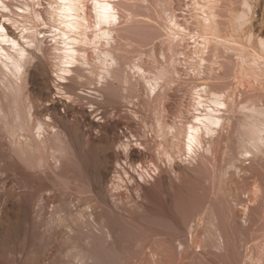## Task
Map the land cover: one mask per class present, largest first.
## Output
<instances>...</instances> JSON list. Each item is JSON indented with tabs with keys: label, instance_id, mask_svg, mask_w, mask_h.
Here are the masks:
<instances>
[{
	"label": "rangeland",
	"instance_id": "rangeland-1",
	"mask_svg": "<svg viewBox=\"0 0 264 264\" xmlns=\"http://www.w3.org/2000/svg\"><path fill=\"white\" fill-rule=\"evenodd\" d=\"M195 1L0 0V264H190V254L200 251L214 258L199 257L191 264H264V93L256 90L264 89V53L260 57L255 52L256 56L250 47L245 50L253 57L230 51L229 62L235 65L223 56L224 61L212 58L209 44L201 40L204 33L195 25L197 19H206L208 7ZM222 1L232 9L243 8V0ZM4 24L14 29V38ZM230 42L219 44L228 48ZM242 56L248 57L247 63ZM36 63L40 76L32 85L29 71ZM44 72L53 82L51 97L43 94L39 83ZM223 75L226 81H221ZM217 77L221 82L216 85ZM251 79L257 81L248 85ZM215 89L223 102L231 96L233 107L241 102L245 107L230 110L228 100L231 108L210 110L207 105L215 100ZM56 95L66 96L75 107L91 108L99 122L88 126L78 110L63 109L65 116L62 109L42 111ZM232 99L243 101L234 104ZM202 104L208 108L198 106ZM110 122L116 126L107 130ZM78 128L85 133L83 148L82 143L79 148L71 144ZM90 135L99 140L92 142ZM132 148L142 152L140 159L129 157ZM175 162L183 163L188 172L176 173ZM195 166L199 172L194 176ZM99 169H108L105 178ZM161 175L169 178L164 188ZM94 181L102 182L103 195ZM8 199L16 206L9 216L2 209ZM146 256L153 260L146 262Z\"/></svg>",
	"mask_w": 264,
	"mask_h": 264
},
{
	"label": "bare ground",
	"instance_id": "bare-ground-1",
	"mask_svg": "<svg viewBox=\"0 0 264 264\" xmlns=\"http://www.w3.org/2000/svg\"><path fill=\"white\" fill-rule=\"evenodd\" d=\"M80 1V0H79ZM163 1V0H162ZM169 1V0H168ZM199 1H201V4L202 5H204V8L205 7H208V10H206V8H205V10L207 11V14H206V11H205V14L207 15V16H205V20H201V19H197V22H195V25H196V27L200 30V31H202V34L204 35V36H202V43H206V45H208L207 47H206V49H207V51H211L210 53L211 54H209V55H212V58L213 57H215V59H217V58H221L222 56L225 58V59H227V62L228 63H230L231 61H232V54L233 53H231L230 51H235V52H238V51H241V55L242 54H244L245 52L247 53H245L247 56H250V57H253L252 56V54H251V52H253L254 53V55H256L255 54V52H257V53H264V0H243V1H241L242 2V6H243V8L241 7V5H240V7H241V9H232V7H231V4L229 5V4H227V3H229V2H224L223 3V1L222 0H199ZM231 1V0H230ZM233 1V0H232ZM235 1V0H234ZM239 1V0H238ZM193 2V1H192ZM196 3L195 4H197L198 3V0L197 1H195ZM237 2V1H236ZM84 3V2H83ZM104 3V2H103ZM170 3V2H169ZM77 4V3H76ZM200 4V5H201ZM252 4H254L253 5V7H252ZM199 5V4H198ZM198 5H197V9L199 10V8L201 7L202 8V6H199L198 7ZM67 6V5H66ZM76 6V5H75ZM78 6V5H77ZM76 6V7H77ZM84 6V5H83ZM82 6V7H83ZM166 6V5H165ZM249 7L250 9L247 11L245 8L246 7ZM111 7V6H110ZM180 7V6H179ZM184 7V6H183ZM236 7V6H235ZM247 7V8H248ZM72 8V7H71ZM166 8V7H165ZM181 8V7H180ZM196 8V7H195ZM252 8V9H251ZM77 9V8H76ZM79 10H81V8L79 9ZM78 10V11H79ZM172 10V9H171ZM193 11V10H192ZM195 11V10H194ZM204 11H201V14H203L204 13ZM71 12H72V10H71ZM173 12V11H172ZM196 12H197V10H196ZM198 12H200V11H198ZM73 13H75V12H73ZM79 13H81V12H79ZM84 13V12H83ZM104 13V12H103ZM194 14H197V13H194ZM200 14V13H199ZM199 14L197 15V16H199ZM65 15V14H64ZM71 15H73V14H71ZM75 15V14H74ZM73 15V16H74ZM95 15V14H94ZM68 16V15H67ZM77 16V15H76ZM81 16V15H80ZM83 16V15H82ZM110 16V15H109ZM188 16L190 17L191 15H189L188 14ZM194 16H196V15H194ZM193 16V17H194ZM196 16V17H197ZM202 16V15H201ZM200 16V17H201ZM222 16V17H221ZM247 16H249L248 17V23L245 25V26H243L244 24H245V22H246V18H247ZM70 17V16H69ZM78 17H79V15H78ZM85 17H86V15H85ZM88 17V16H87ZM181 17V16H180ZM195 17V18H196ZM199 17V18H200ZM202 17H204V15L202 16ZM81 18V17H80ZM65 19H67V18H65ZM73 19V18H72ZM89 19V18H88ZM174 19H176V18H174ZM188 19V18H187ZM74 20V19H73ZM85 20H86V18H85ZM178 20V19H177ZM67 21V20H66ZM181 21V20H180ZM179 21V23H181ZM191 21V20H190ZM189 21V22H190ZM193 21V20H192ZM79 21H77V23H78ZM188 22V23H189ZM81 23V22H80ZM79 23V24H80ZM83 23V22H82ZM81 23V24H82ZM88 22H86V24H87ZM187 23V24H188ZM193 23V22H192ZM9 24V23H8ZM176 24H178V22L176 23ZM11 25V24H10ZM65 25V24H64ZM88 25V24H87ZM179 25V24H178ZM186 25V24H185ZM191 25V24H190ZM180 26V25H179ZM79 27V26H78ZM85 27V26H84ZM241 27H242V29H241ZM82 28V27H81ZM86 28H87V26H86ZM190 28V27H189ZM227 28H229V30L227 29ZM4 29H5V32L6 33H8L9 34V36H13V38L15 37V31H14V29H12L9 25H7V24H4ZM65 29V28H64ZM84 29V28H83ZM163 29V28H162ZM178 29V28H177ZM215 29H216V31H215ZM71 30V29H70ZM85 30V29H84ZM174 30V29H173ZM189 30V29H188ZM80 31V30H79ZM185 31H186V29H185ZM191 31V30H190ZM91 32V31H90ZM189 32V31H188ZM199 32V31H198ZM221 32V33H220ZM66 33V32H65ZM70 33V32H69ZM77 33H79V32H77ZM81 33V32H80ZM192 33V32H191ZM195 33V32H194ZM223 33V34H222ZM86 34H87V32H86ZM92 34V33H91ZM171 34V33H170ZM196 34H198V33H196ZM199 34H201V33H199ZM78 35V34H77ZM6 36V35H5ZM70 36V35H69ZM215 36H217V38H219L218 39V43H214V41H215V39H217V38H215ZM219 36V37H218ZM10 37V38H11ZM74 37H75V34H74ZM88 37V36H87ZM86 37V38H87ZM91 37H92V35H91ZM88 38H90V37H88ZM87 38V39H88ZM174 38V37H173ZM223 38H224V40L228 43V42H230V43H232L231 45H230V47H229V44H226V45H228V48H224V47H221V45H222V42H224V40H223ZM229 38L230 39V41H227V39ZM17 39V38H16ZM75 39V38H74ZM77 39V38H76ZM164 39V38H163ZM177 39V38H176ZM181 39V38H180ZM195 39V38H194ZM83 40V39H82ZM89 40V39H88ZM200 39H199V41H201ZM71 41V40H70ZM176 41V40H175ZM198 41V40H197ZM79 42V41H78ZM82 42V41H81ZM192 42V41H191ZM219 42H221V45L219 44ZM80 43V42H79ZM187 44V43H186ZM218 44H219V46H218ZM223 44H225V43H223ZM80 45V44H79ZM84 45V44H83ZM175 45V44H174ZM226 45H224V46H226ZM160 46V45H159ZM185 46V45H184ZM189 46V45H188ZM197 46V45H196ZM76 47V46H75ZM78 47V46H77ZM81 47V46H80ZM164 47V46H163ZM169 47V46H168ZM179 47V46H178ZM186 47V46H185ZM251 48V50L249 49V52L250 53H248L247 51V48ZM79 48V47H78ZM82 48V47H81ZM101 48V47H100ZM156 49V48H155ZM163 49V48H162ZM175 49V48H174ZM187 49V48H186ZM191 49V48H190ZM200 49V48H199ZM206 49H205V51H206ZM247 51H246V50ZM164 50H165V48H164ZM167 50V49H166ZM78 51V50H77ZM82 51V50H81ZM183 51V50H182ZM205 51H202L201 50V54H199L202 58H203V54H204V52ZM206 51V52H207ZM163 52V51H162ZM172 52V51H171ZM170 52V53H171ZM177 52V51H176ZM242 52H244V53H242ZM79 53H80V51H79ZM85 53H86V51H85ZM155 53H157V52H155ZM168 53V52H167ZM199 53V52H198ZM229 53H231L230 55H232V56H230V58L229 59H231V61L229 62V59H228V55H229ZM240 53V52H239ZM81 54V53H80ZM159 54V53H158ZM175 54H177V53H175ZM244 54V55H245ZM262 54H260L261 56L260 57H262L263 55ZM166 55V54H165ZM172 55V54H171ZM206 55V54H205ZM208 55V54H207ZM71 56V55H70ZM69 56V57H70ZM90 56V55H89ZM176 56V55H175ZM185 56V55H184ZM238 56H240V55H238ZM256 56H259L258 54L256 55ZM255 56V57H256ZM94 57V56H93ZM168 57V56H167ZM177 57V56H176ZM175 57V58H176ZM192 57V56H191ZM205 57H207V56H204V58ZM223 57L221 58V59H223ZM243 58H244V56H242ZM254 57V58H255ZM88 58V57H87ZM209 58L210 57H207L206 59H208V61H209ZM212 58L210 59V61L212 62ZM239 58V57H238ZM248 57H246L245 56V62H246V59H247ZM264 58V57H263ZM72 59V58H71ZM85 59V58H84ZM170 59V58H169ZM168 59V60H169ZM215 59H213V61H215ZM221 59H220V61H221ZM250 59V58H249ZM204 60V59H203ZM174 61H175V59H174ZM173 61V62H174ZM181 61H182V59H181ZM217 61H218V59H217ZM223 61H224V59H223ZM236 61H237V59H236ZM262 61H263V59H262ZM77 62V61H76ZM79 62V61H78ZM159 62V61H158ZM207 62V61H206ZM211 62H209V63H211ZM216 62V61H215ZM40 63V62H39ZM88 63V62H87ZM183 63V62H182ZM220 63V62H219ZM227 63V64H228ZM232 63V62H231ZM236 63V62H235ZM235 63H232L233 65H235ZM239 63V62H238ZM247 63V62H246ZM245 63V64H246ZM252 63H254V61L252 62ZM262 63H264V62H262ZM175 64V63H174ZM237 64V63H236ZM257 64V63H256ZM36 65H39L38 63H36L35 64V68H33V69H31L29 72V75H30V83L32 84V85H34L37 81H38V78H39V76H38V74L36 73ZM74 65V64H73ZM213 65V64H212ZM222 65V64H221ZM223 65H226V62L225 63H223ZM231 65V64H230ZM230 65H228V66H230ZM76 66V65H75ZM78 66V65H77ZM167 66V65H166ZM184 66V65H183ZM199 66V65H198ZM208 66V65H207ZM220 66V65H219ZM232 66V65H231ZM230 66V67H231ZM238 66V65H237ZM254 66V65H253ZM39 67V66H38ZM37 67V68H38ZM44 67V66H43ZM201 67V66H200ZM203 67H204V65H203ZM224 67V66H223ZM230 67H229V69H230ZM239 67V66H238ZM242 67V66H241ZM244 67V66H243ZM246 67V66H245ZM245 67H244V69H245ZM262 66H260V68H261ZM209 68L210 69H212L210 66L208 67V70H209ZM228 68V67H227ZM226 68V69H227ZM236 68L237 67H235V71H236ZM252 68V67H251ZM254 68H256L255 66H254ZM259 68V67H258ZM42 69V68H41ZM40 69V70H41ZM66 69V68H65ZM78 69V68H77ZM89 69V68H88ZM166 69V68H165ZM216 69V68H215ZM221 69V68H220ZM224 69H225V67H224ZM39 70V69H38ZM70 71L71 70H73V69H69ZM161 70V69H160ZM196 70V69H195ZM203 70H205V69H203ZM240 70V69H239ZM248 70V69H247ZM246 69H245V71H247ZM42 71H44V70H42ZM67 71V70H66ZM183 71H184V69H183ZM197 71V70H196ZM206 71H207V69H206ZM209 71H211V70H209ZM208 71V72H209ZM229 71V70H228ZM258 71V70H257ZM72 72V71H71ZM74 72V71H73ZM213 72H214V69L212 70V74H213ZM217 71H215V73H216ZM218 72H220V70L218 71ZM232 71H230L228 74H230ZM242 72H243V70H242ZM42 73V72H41ZM76 73V72H75ZM205 73V72H204ZM215 73H214V75H215ZM224 73V71L222 72V73H220L219 75H221V74H223ZM244 73V72H243ZM259 73V72H258ZM64 74V73H63ZM190 74V73H189ZM218 74V73H217ZM216 74V75H217ZM225 74H226V72H225ZM236 74H237V71H236ZM249 74V73H248ZM255 74V73H254ZM193 75V74H192ZM208 75V74H207ZM216 75H215V77H216ZM250 75V74H249ZM251 75H253V74H251ZM257 75V74H256ZM262 75V74H261ZM76 76V75H75ZM179 76H181V75H179ZM186 76V75H185ZM199 76V75H198ZM227 76V75H226ZM226 76H222L221 78H222V80L221 81H223L224 79H223V77H225V78H228V76L226 77ZM244 76H245V74H244ZM247 76V75H246ZM54 77V76H53ZM52 77V79L54 80V78ZM72 77H74V76H72ZM79 77V76H78ZM200 77V76H199ZM198 77V78H199ZM204 77V76H203ZM209 77V76H208ZM211 77V76H210ZM214 77V76H213ZM212 77V78H213ZM231 77H233L232 76V73L230 74V78ZM238 77V76H237ZM250 77V76H249ZM248 77V78H249ZM254 77H255V75H254ZM253 77V78H254ZM51 77H50V75H48V73L47 72H44L42 75H41V77H40V79H39V83H42L41 85H43V94L45 95V96H48V97H51L52 95V93H53V87H52V85H53V82H52V85H51V79H50ZM77 78V77H76ZM166 78V77H165ZM205 78V77H204ZM242 78H244V77H242ZM62 79V78H61ZM65 79V78H64ZM208 79V78H207ZM217 79L219 80V78L217 77ZM246 79V78H245ZM250 79V78H249ZM67 80H68V78H67ZM182 80V79H181ZM213 80V79H212ZM212 80H211V82H212ZM228 80V79H227ZM230 80V79H229ZM237 80V79H236ZM252 80V79H251ZM260 80V79H259ZM186 81V80H185ZM192 81V80H191ZM190 81V82H191ZM203 81H205L204 79H203ZM202 81V82H203ZM220 80L218 81V83H215L216 85L217 84H219L220 82H221ZM224 81H226V80H224ZM252 81H253V83H252ZM251 82H250V80H249V84L248 85H250V84H254V79L252 80ZM257 81V80H256ZM255 81V82H256ZM77 82V81H76ZM196 82V81H195ZM198 82H201V81H198ZM201 82V83H202ZM206 82V81H205ZM210 82V83H211ZM244 82V81H243ZM262 82V81H261ZM38 83V82H37ZM70 83V82H69ZM69 83H68V85L67 86H69ZM194 83V82H193ZM209 83V82H208ZM223 83V82H222ZM226 82H224V84H225ZM240 83V82H239ZM61 84H63L62 82H61ZM61 84H60V87H61ZM72 84V83H71ZM190 84H192V83H190ZM198 84V83H197ZM200 84V83H199ZM203 84V83H202ZM201 84V85H202ZM205 84V83H204ZM212 84H213V82H212ZM214 84V85H215ZM244 84V83H243ZM255 84H257V83H255ZM262 84V83H261ZM65 86L64 87H66V83L64 84ZM178 85V84H177ZM200 85V86H201ZM262 85H264V84H262ZM56 86L57 87H59L57 84H56ZM63 86V85H62ZM195 86V85H194ZM198 86V85H197ZM204 86V85H203ZM220 86V88L222 87V85L220 84L219 85ZM218 86V87H219ZM227 86V85H226ZM230 86V85H229ZM228 86V87H229ZM240 86H242V85H240ZM252 86V85H251ZM55 87V86H54ZM72 87V86H71ZM196 87V86H195ZM206 87V86H205ZM205 87H204V89H205ZM211 87V86H210ZM231 87V86H230ZM245 87H247V86H245ZM254 87V86H253ZM262 87V86H261ZM56 88V87H55ZM67 88V87H66ZM65 88V89H66ZM74 88H75V86H74ZM77 88V87H76ZM75 88V89H76ZM198 88V87H197ZM212 88H214V86L212 87ZM215 88L217 89V86H215ZM219 88V89H220ZM224 88V87H223ZM244 88V87H243ZM248 88V87H247ZM254 88H256V86L254 87ZM63 89V88H62ZM68 89V88H67ZM70 89V88H69ZM73 89V88H72ZM72 89H70V91L69 92H72L71 90ZM78 89V88H77ZM211 89V88H210ZM213 90L212 92L214 93V91H216L217 92V94H219L218 93V91H220V92H222L221 91V89L219 90V89H217V90ZM225 89V88H224ZM224 89H222L223 90V93H224ZM228 89V88H227ZM237 89V88H236ZM260 89V88H259ZM259 89H257L256 88V90H257V92H262L261 90H263V93H264V89H260V91H258ZM64 90V89H63ZM235 90V89H234ZM232 91L231 90V92L230 93H232V92H235V91ZM251 90H253V89H251ZM75 92H76V90H74ZM209 91V90H208ZM207 91V92H208ZM230 91V90H229ZM33 92V91H32ZM64 92H67V91H64ZM215 92V93H216ZM244 92V91H243ZM255 91L253 90V94H255V93H257V92H255ZM60 93V92H59ZM68 93V92H67ZM66 93V94H67ZM209 93H211V92H209ZM213 94V97L215 98V100L214 101H212V105H211V107H210V103H209V105H207V106H209V109L211 110V109H213L214 107H216V109L218 108V107H229L228 105L230 104V106H232L231 105V103H230V98H231V96L230 95H228L227 93H229V92H227L226 94H227V97H229L230 96V98H228V100H225L226 102H223V98L219 95H217V94ZM222 93V94H223ZM229 93V94H230ZM245 93H247L248 94V92L246 91ZM245 93H241V96L243 95V97L246 95ZM250 93V92H249ZM258 93V94H259ZM263 93H261V96L263 95ZM63 94V93H62ZM74 94H77V93H74ZM193 94V93H192ZM221 94V95H222ZM239 94V93H238ZM245 94V95H244ZM252 93H250L249 94V96L251 95ZM257 94V97L259 96ZM51 95V96H50ZM60 95V94H59ZM65 95V94H64ZM209 95V94H208ZM236 93H235V96H234V98H236ZM256 95V94H255ZM55 96V95H54ZM53 96V97H54ZM61 96V95H60ZM72 95H70V97H71ZM74 96V95H73ZM83 96V95H82ZM193 96V95H192ZM200 96V95H199ZM225 96V95H224ZM223 96V97H224ZM253 96V95H252ZM252 96H251V98H252ZM259 97V98H262V97ZM63 97H65L66 98V96H63ZM63 97H57V95H56V97H54V99L53 100H51V104L50 105H47L44 109L42 108V111H47V110H49V109H53L55 112H60L61 111V109H62V113H63V109H65L67 112H71V111H75V110H78L79 111V113L81 112L82 113V116L85 118V120L88 122L87 124H88V126H89V123H90V125L91 124H95V123H98L99 121L98 120H96L97 118L96 117H94V116H96V114L94 115L93 114V112H92V110H91V108L89 109H87V108H85V107H75V106H73V105H71L72 103H74V102H70V101H67V98L65 99V98H63ZM79 97V96H78ZM86 97V96H85ZM222 99H221V98ZM226 97V96H225ZM240 97V96H239ZM242 97V98H243ZM245 97H248V96H245ZM245 97H244V99H245ZM255 97V96H254ZM82 98V97H81ZM80 98V99H81ZM93 98V97H92ZM202 98V97H201ZM207 98H209V97H207ZM47 99V98H46ZM77 99V98H76ZM240 99V98H239ZM246 99H248V98H246ZM48 100V99H47ZM69 100V99H68ZM75 100V99H74ZM95 100V99H94ZM233 100V99H232ZM262 100V99H261ZM72 101V100H71ZM190 101V100H189ZM192 101V100H191ZM196 101V100H195ZM206 101V100H205ZM227 101L229 102V104H227ZM241 101H243V100H241ZM240 100H238V101H235L234 102V100H233V102H234V104H236L237 102H241ZM251 101H255L254 99L253 100H250V102ZM69 102H70V104H69ZM247 102V101H246ZM261 102V101H260ZM242 103V102H241ZM240 103V104H241ZM253 103V102H252ZM263 103V102H262ZM76 104V103H75ZM184 104V103H183ZM195 104V103H194ZM197 104H201L200 102L199 103H197ZM233 104V103H232ZM233 104V105H234ZM240 104H238L237 103V106H242V104L240 105ZM246 104V103H245ZM247 104H249V103H247ZM91 105V104H90ZM204 104H202V105H198V106H203ZM254 105H255V102H254ZM264 105V104H263ZM82 106V105H81ZM197 106V105H196ZM197 106V107H198ZM205 106V105H204ZM207 106H205V108H208ZM214 106V107H213ZM237 106H235L234 105V107H237ZM262 106V105H261ZM233 107V106H232ZM233 107V108H234ZM243 108L245 107L244 105L242 106ZM198 108H200V107H198ZM202 108V107H201ZM204 108V107H203ZM202 108V109H203ZM229 108H231V107H229ZM228 108V109H229ZM230 109V110H234L235 111V109H238V108H234V109ZM240 108V107H239ZM243 108H241V109H243ZM247 108V107H246ZM262 108H264V106L262 107ZM224 109V108H223ZM222 109V110H223ZM227 109V110H228ZM37 110V109H36ZM219 110H221V109H219ZM253 110V109H252ZM224 111H226V109L224 110ZM37 112V111H36ZM40 112V111H39ZM49 112V111H48ZM53 112V111H52ZM65 112V111H64ZM77 112V111H76ZM100 112V111H99ZM202 112H203V110H202ZM205 112V111H204ZM223 112V111H222ZM229 112V111H228ZM54 113V112H53ZM61 113V112H60ZM73 113V112H72ZM81 113H80V115H81ZM225 113V112H224ZM230 113V112H229ZM233 112H231V114H232ZM235 113V112H234ZM258 113V112H257ZM33 114V113H32ZM55 114V113H54ZM64 114V113H63ZM62 114V116H65V114L63 115ZM69 114V113H68ZM99 114V113H98ZM222 114V113H221ZM34 115V114H33ZM61 115V114H60ZM100 115V114H99ZM241 115V114H240ZM25 116V115H24ZM48 116V115H47ZM55 116H57V114L55 115ZM55 116L53 117L54 119H55ZM67 116H69V115H67ZM199 116V115H198ZM237 116H239V115H237ZM35 117V116H34ZM228 117V116H227ZM236 117V116H235ZM245 117V116H244ZM43 118H45V117H43ZM52 118V119H53ZM59 118H61L60 116H59ZM59 118H57V119H59ZM64 118H66V117H64ZM64 118H62V120L64 119ZM192 118V117H191ZM234 118V117H233ZM239 118V117H238ZM237 118V119H238ZM242 118V117H241ZM38 119V118H37ZM98 119H100V118H98ZM103 119V118H102ZM167 119V118H166ZM236 119V118H235ZM56 120V119H55ZM231 120V119H230ZM45 121V120H44ZM61 121V120H60ZM60 121H59V125L61 124L60 123ZM98 121V122H97ZM48 122V121H47ZM66 122V121H65ZM187 122V121H186ZM240 122V121H239ZM64 123V122H63ZM67 123H68V121H67ZM66 123V124H67ZM226 123V122H225ZM78 124V123H77ZM77 124H76V126H77ZM85 124H86V122H85ZM230 124V123H229ZM25 125V124H24ZM79 125V124H78ZM98 125H101L100 123L98 124ZM104 125V124H103ZM102 125V126H103ZM164 125V124H163ZM196 125V124H195ZM245 125V124H244ZM61 126V125H60ZM66 126V129H67V127H69L70 128V126H68V125H65ZM101 126V127H102ZM106 126V125H105ZM104 126V127H105ZM115 126H116V124H113V122H110V124L107 126V127H105L107 130L108 129H111V128H115ZM224 126H226V125H224ZM228 126V125H227ZM234 126V125H233ZM77 127H80V126H77ZM92 127V126H91ZM96 127H97V124H96ZM192 127V126H191ZM237 127H238V125H237ZM63 128V127H62ZM103 128V127H102ZM250 128V127H249ZM64 129V128H63ZM65 129V130H66ZM74 129V128H73ZM93 129V128H92ZM99 129V128H98ZM191 129V128H190ZM252 129V128H251ZM61 130V129H60ZM70 130L72 131V129L70 128ZM70 130H68V131H70ZM104 130V129H103ZM73 131H75V130H73ZM85 131V130H84ZM183 131V130H182ZM181 131V132H182ZM54 132V131H53ZM83 132V131H82ZM82 132H81V130H80V128H78L77 130H76V132H74L75 133V135L73 136V134L74 133H72V132H70V133H72V135L69 133L68 135H70V137L71 136H73L74 137V140H71V144H72V142H74V145H75V147L76 148H79V146L81 145V141H84V132H83V135H82ZM104 132V131H103ZM108 132V131H107ZM228 132V131H227ZM65 133H67V131L66 132H64V134ZM89 133H90V131H89ZM63 134V135H64ZM95 134V133H94ZM177 134V133H176ZM181 134V133H180ZM184 134V133H183ZM202 134V133H201ZM232 134V133H231ZM256 134V133H255ZM17 135V134H16ZM98 135V134H97ZM96 134H95V136H97ZM178 135V134H177ZM229 135H230V132H229ZM233 135V134H232ZM94 135L93 136H91L90 135V139H91V141L92 142H95V141H97V139L98 138H96ZM99 136V135H98ZM241 136V135H240ZM69 137V136H68ZM105 137V136H104ZM183 137V136H182ZM242 137V136H241ZM173 138V137H172ZM243 138V137H242ZM31 139V138H30ZM62 139V138H61ZM69 139V138H68ZM179 139V138H178ZM183 139V138H182ZM206 139V138H205ZM18 140V139H17ZM21 140V139H20ZM60 140V139H59ZM99 140V139H98ZM101 140V139H100ZM232 142H233V140L232 139H230ZM245 140V139H244ZM249 140V139H248ZM90 141V142H91ZM199 141V140H198ZM18 142V141H17ZM102 142V141H101ZM130 142V141H129ZM205 142V141H204ZM14 143V142H13ZM88 143V142H87ZM200 143V142H199ZM263 143V142H262ZM22 144V143H21ZM24 144H26V143H24ZM93 144V143H92ZM98 144H100V143H98ZM231 145V144H230ZM14 146V145H13ZM203 147L204 145H200V147ZM18 147V146H17ZM24 147H25V145H24ZM84 146H83V143H82V148H83ZM90 147V146H89ZM232 147V146H231ZM234 147V146H233ZM30 148V147H29ZM101 148V147H100ZM104 148V147H103ZM247 148V147H246ZM98 149V148H97ZM129 149V148H128ZM25 150V149H24ZM82 149L80 148V151H81ZM194 150V149H193ZM228 150H226V152H227ZM235 151V150H234ZM252 151V150H251ZM28 152H30V150H28ZM33 152V151H32ZM82 152V151H81ZM120 152V151H119ZM220 152V151H219ZM250 152V151H249ZM24 153V152H23ZM31 153V152H30ZM146 153V152H145ZM180 153V152H179ZM196 153V152H195ZM198 153V152H197ZM200 153V152H199ZM230 153V152H229ZM235 153V152H234ZM82 154V153H81ZM126 154V153H125ZM219 154V153H218ZM105 155V154H104ZM114 155V154H113ZM141 155H142V152H140V151H138V150H136V149H134V148H132V149H130L129 150V157L130 158H132V159H140V157H141ZM77 156V155H76ZM79 156V155H78ZM117 156V155H116ZM178 156V155H177ZM184 156V155H183ZM198 156V155H197ZM226 156V155H225ZM231 156H232V154H231ZM26 157V156H25ZM123 157V156H122ZM128 157V158H129ZM169 157H171V156H169ZM176 157V156H175ZM217 157V156H216ZM227 157H228V155H227ZM105 157H103V160H105L104 159ZM116 158V157H115ZM200 158H202V157H200ZM26 159V158H25ZM173 159V158H172ZM176 159V158H175ZM230 159V158H229ZM108 161V160H107ZM201 161V160H200ZM200 161H198V162H200ZM207 161V160H206ZM216 161V160H215ZM136 162V161H135ZM178 162V161H177ZM205 162V161H204ZM203 162V163H204ZM210 162V161H209ZM223 162V161H222ZM247 162V161H246ZM30 163V162H29ZM176 163V162H175ZM183 163H184V161H183ZM183 163H181V162H179V163H176L175 165H174V168H175V171H177L176 173H184L185 171L186 172H188V168L185 166V165H182ZM202 163V164H203ZM159 164V163H158ZM191 164H193V162L191 163ZM196 164V163H195ZM199 164H201V163H198V165ZM205 164H208V163H206L205 162ZM204 164V165H205ZM210 164H212V163H210ZM223 164V163H222ZM29 165H31V164H29ZM197 165V167H200V168H202V166H198ZM203 165V166H204ZM108 166V165H107ZM106 165H105V167H107ZM164 166V165H163ZM193 166V168H194V165H192ZM206 166V165H205ZM208 166V165H207ZM206 166V167H207ZM221 167L223 166V165H220ZM219 166V167H220ZM105 167H103L104 169H105ZM109 167V166H108ZM170 167V166H169ZM209 167V166H208ZM250 167V166H249ZM159 168V167H158ZM171 168V167H170ZM174 168H173V170H174ZM191 168V167H190ZM189 168V169H190ZM211 168V167H210ZM218 168V167H217ZM253 168V167H252ZM126 169V168H125ZM196 169V170H195ZM195 169L194 170H192L193 171V175L195 174V171H197L198 169L196 168V166H195ZM250 169V168H249ZM108 170V169H107ZM107 170H104V171H100V169H99V171H100V173L102 172V176L103 175H106L108 172H107ZM172 170V171H173ZM203 170V169H202ZM202 170H200V171H202ZM207 170H208V168H207ZM216 170V169H215ZM222 170V169H221ZM190 171H191V169H190ZM204 171H206V168H205V170ZM208 171H210V169L208 170ZM129 172V171H128ZM158 172V171H157ZM161 172V171H160ZM197 172H199V171H197ZM215 172V171H214ZM98 174H100L99 172H97ZM111 173V172H110ZM115 173H116V171H115ZM123 173V172H122ZM208 173V172H207ZM95 174V173H94ZM162 174V173H161ZM169 174V173H168ZM167 174V175H168ZM187 174V173H186ZM191 173H189V175H190ZM204 174V173H203ZM160 175V174H159ZM206 175V174H205ZM99 176H101V175H99ZM175 176V175H174ZM176 176H178V175H176ZM186 176V175H185ZM192 176V175H191ZM195 176V175H194ZM193 176V177H194ZM221 176V175H220ZM94 177H96V175L94 176ZM97 177H98V175H97ZM96 177V178H97ZM104 178H105V176H103ZM156 177V176H155ZM160 177V176H159ZM159 177H157L156 179L158 180V178ZM167 177L168 176H166V175H161V178H160V182L162 183V187H163V185L165 184V183H167V180L169 179H167ZM181 177V176H180ZM203 177H205V176H203ZM99 178V177H98ZM103 178V179H104ZM108 178V177H107ZM183 178H184V175H183ZM196 178H198V177H195V179ZM199 178H200V176H199ZM198 178V179H199ZM202 178V177H201ZM103 179H101V181L103 180ZM190 179V178H189ZM188 179V180H189ZM217 179V178H216ZM95 180V179H94ZM100 180V179H99ZM105 180V179H104ZM179 180V179H178ZM187 180V179H186ZM187 180V181H188ZM193 180V179H192ZM199 180H201V179H199ZM198 180V181H199ZM222 180V179H221ZM101 181H98L99 182V184H98V182L97 181H94V182H96L97 184H98V191H97V193L99 192V193H101L102 194V192H103V186H102V182ZM169 181V180H168ZM172 182H173V179L171 180ZM180 181V180H179ZM178 181V182H179ZM194 181V180H193ZM202 181V180H201ZM223 181V180H222ZM104 182V181H103ZM175 182V181H174ZM177 182V183H178ZM182 182V181H181ZM180 182V183H181ZM189 182V181H188ZM191 182V181H190ZM197 182V181H196ZM220 182V181H219ZM176 183V182H175ZM184 183V182H183ZM153 184V183H152ZM159 184V183H158ZM146 185V184H145ZM166 185V184H165ZM173 185V184H172ZM185 185V184H184ZM194 185V184H193ZM143 186V185H142ZM160 186V185H159ZM179 186H181V185H178L177 187H179ZM221 186V185H220ZM96 187V186H95ZM141 187V186H140ZM148 187H149V185H148ZM196 187V186H195ZM217 187V186H216ZM144 188V187H143ZM155 188V187H154ZM164 188V187H163ZM185 188V187H184ZM146 189H147V186H146ZM150 189V188H149ZM181 189V188H180ZM215 189V188H214ZM165 190V189H164ZM186 190V189H185ZM105 191V190H104ZM188 191H190V190H188ZM218 191H219V189H218ZM152 192V191H151ZM261 192V191H260ZM185 193H187V192H185ZM194 193V192H193ZM219 193V192H218ZM147 194V193H146ZM183 194V193H182ZM103 195V194H102ZM141 196V195H140ZM146 196V195H145ZM214 196V195H213ZM100 197H101V195H100ZM103 197H105V196H103ZM150 197V196H149ZM176 197V196H175ZM145 198V197H144ZM12 199H13V197H12ZM148 199V198H147ZM214 199V198H213ZM219 199H221V198H219ZM150 200V199H149ZM214 201V200H213ZM146 202V201H145ZM172 202V201H171ZM5 203V202H4ZM258 203V202H257ZM116 204V203H115ZM146 204V203H145ZM148 204V203H147ZM150 204V203H149ZM182 204V203H181ZM218 204V203H217ZM216 204V205H217ZM244 204V203H243ZM260 204V203H259ZM258 204V205H259ZM4 205V208H2V209H4V213L6 214L7 213V216H9L8 215V213L10 214V212H11V214L13 213V209H14V207H16L15 206V203L13 202V200H7V202L5 203V204H3ZM2 205V206H3ZM214 205V204H213ZM220 205V204H219ZM241 205V204H240ZM254 205V204H253ZM109 206V205H108ZM152 206V205H151ZM173 206V205H172ZM123 207V206H122ZM147 207V206H146ZM180 207V206H179ZM181 207H184V206H181ZM250 207H253V206H250ZM1 208V207H0ZM116 208V207H115ZM133 208V207H132ZM135 208V207H134ZM156 208V207H155ZM175 208V207H174ZM220 208V207H219ZM254 208V207H253ZM253 208H251V211H252V209ZM125 209V208H124ZM131 209V208H130ZM151 209V208H150ZM157 209V208H156ZM167 209V208H166ZM248 209V208H247ZM164 210V209H163ZM177 210V209H176ZM1 211V210H0ZM248 211H250V209H248ZM142 212H144V211H142ZM163 212V211H162ZM177 212V211H176ZM246 212V211H245ZM253 212V211H252ZM140 213H141V211H140ZM153 213H155V212H153ZM206 213V212H205ZM211 213V212H210ZM249 213V212H248ZM262 213V212H261ZM5 214L3 215L4 217H5ZM141 214H143V213H141ZM239 214V213H238ZM251 214V213H250ZM13 215V214H12ZM133 215V214H132ZM140 215V214H139ZM201 215V214H200ZM264 215V214H263ZM11 216V215H10ZM211 216V215H210ZM244 216V215H243ZM141 217V216H140ZM201 217V216H200ZM246 217H247V215H246ZM211 218V217H210ZM93 219H95V217L93 218ZM200 219H202V218H200ZM207 219V218H206ZM246 219V218H245ZM209 220V219H208ZM80 221V220H79ZM84 221H85V219H84ZM90 221H91V219H90ZM168 221V220H167ZM210 221H211V219H210ZM86 222V221H85ZM88 222V221H87ZM200 222V221H199ZM211 222H213V221H211ZM210 222V223H211ZM81 223V222H80ZM89 223V222H88ZM172 223V222H171ZM204 223V222H203ZM193 224V223H192ZM212 224V223H211ZM226 224V223H225ZM239 224V223H238ZM80 225V224H79ZM89 225V224H88ZM97 225V224H96ZM203 225H205V224H203ZM173 226V225H172ZM176 226V225H175ZM206 226V225H205ZM81 227V226H80ZM83 227V226H82ZM93 227V226H92ZM98 227V226H97ZM174 227V226H173ZM190 227V226H189ZM204 227V226H203ZM79 228V227H78ZM188 228V227H187ZM193 228V227H192ZM214 228V227H213ZM82 229V228H81ZM93 229V228H92ZM194 229V228H193ZM202 229V228H201ZM204 229V228H203ZM90 230V229H89ZM88 230V231H89ZM97 230V229H96ZM103 230V229H102ZM101 230V231H102ZM190 230V229H189ZM86 231V230H85ZM95 231V230H94ZM184 231H185V229H184ZM196 231V230H195ZM198 231V230H197ZM206 231V230H205ZM76 232V231H75ZM92 232V231H91ZM110 232V231H109ZM188 232V231H187ZM83 233V232H82ZM90 233V232H89ZM100 233V232H99ZM106 233V232H105ZM108 233V232H107ZM183 233V232H182ZM181 233V234H182ZM196 233V232H195ZM202 233H204V232H202ZM84 234V233H83ZM87 234V233H86ZM156 234V233H155ZM228 234H229V232H228ZM74 235V234H73ZM97 235V234H96ZM188 235V234H187ZM194 235V234H193ZM198 236H200V234L198 235ZM201 236H203V235H201ZM206 236H207V234H206ZM226 236V235H225ZM72 237V236H71ZM195 237V236H194ZM233 237V236H232ZM202 238V237H201ZM183 239V238H182ZM194 239H196V238H194ZM198 240V239H197ZM196 240V241H197ZM224 240H226L227 241V238L225 239L224 238ZM196 241H194V242H196ZM221 241V240H220ZM223 241V240H222ZM230 241H233L232 239L230 240ZM218 242V241H217ZM264 242V241H263ZM190 243V242H189ZM208 243V242H207ZM206 243V244H207ZM195 244V243H194ZM217 244V243H216ZM229 244V243H228ZM233 244V243H232ZM259 244V243H258ZM196 245H197V243H196ZM200 245H201V243H200ZM226 245H227V243H226ZM230 246L229 247H232L231 246V243L229 244ZM198 246V245H197ZM206 247V246H205ZM227 247V246H226ZM257 247V246H256ZM155 248V247H154ZM209 248V247H208ZM229 249H231V248H229ZM161 250V249H160ZM156 251V250H155ZM158 251V250H157ZM196 251V250H195ZM211 251V250H210ZM151 252H153V251H151ZM197 252V251H196ZM224 252H226V251H224ZM262 252V251H261ZM156 253V252H155ZM162 253H164V252H162ZM211 253V252H210ZM227 253H228V251H227ZM148 254H149V252H148ZM147 254V256H149ZM192 254V253H191ZM190 254V262L192 263V262H194V261H196L199 257L200 258H205V259H209L208 257L212 254H207L206 253V255H208V256H206V255H204V253H202L201 254V251H200V253H195V254H192L191 255ZM253 254V253H252ZM118 255V254H117ZM117 255L115 254V256L117 257ZM146 255V254H145ZM156 255H158V254H156ZM161 255H163V254H159V256H161ZM104 256V255H103ZM111 257H112V255H110ZM109 256V257H110ZM147 256H146V258L145 257H141V258H145L144 260L146 261L147 259H148V261L150 260V258H152L153 256H150V258L148 257L147 258ZM155 256V255H154ZM181 256V255H180ZM188 256V255H187ZM212 256H213V254H212ZM216 256V255H215ZM116 257H114V258H116ZM170 257H172V256H170ZM184 257V256H183ZM229 257V256H228ZM233 257H234V255H233ZM155 258V257H154ZM161 258H162V260H164L163 259V257H160V260H161ZM187 257L185 256V259H186ZM210 258H211V256H210ZM213 258H214V256H213ZM248 258V257H247ZM158 259V258H157ZM156 259V260H157ZM166 259H168V256H167V258ZM174 259V258H173ZM175 259H176V256H175ZM182 259V256L180 257V260ZM242 259V258H241ZM101 260V259H100ZM120 260V259H119ZM152 260H153V258H152ZM160 260L158 261V262H160ZM162 260H161V262L160 263H162ZM170 260H172V258L170 259ZM187 260V259H186ZM214 260V259H213ZM212 260V261H213ZM222 260V259H221ZM249 260V259H248ZM120 261H122L123 262V260H120ZM156 261V262H157ZM175 261V260H174ZM179 261V260H178ZM177 261V262H178ZM182 261V260H181ZM199 261H200V259H199ZM201 261H202V259H201ZM210 261V260H209ZM214 261H216V260H214ZM238 261V260H237ZM119 262V261H118ZM147 262V261H146ZM151 262V261H150ZM149 262V263H150ZM187 262V261H186ZM185 262V263H186ZM236 262V261H235ZM165 263V262H164ZM167 263V262H166ZM171 263V262H170ZM176 263V262H175ZM190 263V264H191ZM208 263H211V262H208ZM214 263V262H213ZM212 263V264H213ZM87 264V263H86ZM143 264H144V262H143ZM146 264V263H145ZM153 264H155V262L153 261ZM157 264V263H156ZM177 264V263H176ZM181 264V263H180Z\"/></svg>",
	"mask_w": 264,
	"mask_h": 264
}]
</instances>
